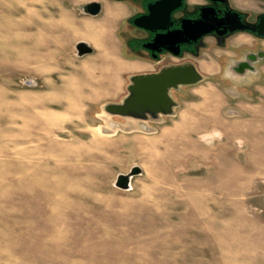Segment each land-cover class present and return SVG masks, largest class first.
<instances>
[{
    "label": "rangeland",
    "instance_id": "1",
    "mask_svg": "<svg viewBox=\"0 0 264 264\" xmlns=\"http://www.w3.org/2000/svg\"><path fill=\"white\" fill-rule=\"evenodd\" d=\"M14 1L11 21L0 0V25L28 28H0V264H264V67L223 71L244 44L209 38L198 57L157 62L132 42L128 4L118 24L80 10L93 0ZM119 36L132 61L76 55L78 41ZM183 61L203 79L170 91L171 115L103 111L137 64L155 73ZM133 167L130 188L115 187Z\"/></svg>",
    "mask_w": 264,
    "mask_h": 264
},
{
    "label": "water",
    "instance_id": "2",
    "mask_svg": "<svg viewBox=\"0 0 264 264\" xmlns=\"http://www.w3.org/2000/svg\"><path fill=\"white\" fill-rule=\"evenodd\" d=\"M182 6V0H159L148 7V14L139 16L133 20V24L146 30H166L164 34H157L152 42L165 48L173 56L180 55L179 46L189 39H197L217 33L225 21V16L219 17L212 14L211 17L203 16L199 19H184L181 22L173 20L172 13ZM85 9L91 16H97L101 11V4L97 1L89 2ZM212 10V9H209ZM228 14H233L231 11ZM234 15H236L234 13ZM175 22L180 23V28L170 30ZM226 23V22H225ZM248 25L230 27L229 30L250 29ZM195 32V34H193ZM77 57H83L93 52V48L85 41H78L75 46ZM150 49H154L150 47ZM203 76L193 63L187 65H171L161 68L155 73H142L130 77L127 86V95L120 103H107L103 111L112 116L130 118L138 121L156 120L160 115H171L176 102L170 95L171 90L181 86L195 85L202 81ZM28 87L35 86L33 80H26ZM141 174L139 167H133L127 174H119L114 186L121 190L130 188L131 179Z\"/></svg>",
    "mask_w": 264,
    "mask_h": 264
},
{
    "label": "flooded vegetation",
    "instance_id": "3",
    "mask_svg": "<svg viewBox=\"0 0 264 264\" xmlns=\"http://www.w3.org/2000/svg\"><path fill=\"white\" fill-rule=\"evenodd\" d=\"M114 1L128 4L132 7V9H137V11L127 20L128 24L135 27L138 33L135 38H132V42H135L137 50L145 52L154 61L158 62L161 56L182 58V60H184L183 58H185L186 55L187 57H198L200 49L205 47V39L209 38L214 40L216 45L220 48H223L227 43H234L239 38H248L252 41L251 46V43H249V45L244 44L237 51L234 50L235 54H233L232 57L225 56L226 58H224L225 64L223 66V71H225V68L231 69V73L235 79H244L256 75L259 71V67L260 69L264 67V0H182V6L172 13L173 20H178V22H181V20L184 19L195 20L199 19L201 15L211 17L212 14L219 17L225 16L226 19L218 29L217 33L207 34L197 39V41L189 39L185 43L181 44L179 46V56H173L165 48L152 44L155 36L157 34L166 33V30H146L133 24V20L135 18L148 14V7L154 5L159 0ZM239 1L249 4V7L239 9L236 5ZM89 2L80 6V10L85 15H89L86 13L87 9H85V5ZM97 2L101 4V11L97 15L99 16L102 14L105 6L100 1ZM229 11L233 14H228ZM234 13L236 15H234ZM178 22H175L169 29L174 30L180 28V23ZM240 25H248L251 28L236 29L233 31L229 30L230 27ZM193 34H195V32ZM149 46L154 49H150ZM221 51L224 54L227 53V50L221 49ZM188 63L192 62L183 61L179 64H169L167 66L187 65Z\"/></svg>",
    "mask_w": 264,
    "mask_h": 264
},
{
    "label": "crops",
    "instance_id": "4",
    "mask_svg": "<svg viewBox=\"0 0 264 264\" xmlns=\"http://www.w3.org/2000/svg\"><path fill=\"white\" fill-rule=\"evenodd\" d=\"M93 1H97V0H93ZM102 1L104 2V6L106 9V15H108V17L114 20L116 23L119 24L120 21L125 20L127 16L129 15L127 6L122 4L121 2H116V1L112 2L111 0H102ZM236 5L239 9H242V8L245 9L249 7V4L245 2H241V1L237 2ZM136 11L137 9H131V12H136ZM81 34L82 36H85L84 32L82 31H81ZM95 42H96L95 45L90 42V44L94 47L93 49L94 52H92L89 55L93 57L92 61L96 66H101L100 61H102L101 63L107 64V66L105 67H112V66H119L122 61H125V60L132 61L133 60L132 58H128V55H129L128 45L126 41H122L120 36H119L118 42H113L112 45L109 47H107L106 44L101 43L100 38H98ZM234 43L246 45L251 42L250 40H246L245 38H239ZM135 67L138 69L137 71H139V73L148 72V70L144 68L143 63H141L140 65L137 64Z\"/></svg>",
    "mask_w": 264,
    "mask_h": 264
},
{
    "label": "bare ground",
    "instance_id": "5",
    "mask_svg": "<svg viewBox=\"0 0 264 264\" xmlns=\"http://www.w3.org/2000/svg\"><path fill=\"white\" fill-rule=\"evenodd\" d=\"M9 3H10V6H7V8L9 9V18H10V20L11 21H14L15 20V15H16V13L18 12V9H17V5L15 4V1L14 0H9ZM2 15H4V13L2 14ZM8 16V15H7ZM27 16V15H26ZM31 17V16H30ZM5 18V17H4ZM3 19V18H2ZM17 20V19H16ZM26 20V19H25ZM7 21H9V20H7ZM18 21V20H17ZM22 21H24V20H22ZM27 23V22H26ZM4 24L5 23H3V24H1V25H3L4 26ZM7 24V23H6ZM8 24H10V22L8 23ZM7 24V25H8ZM1 25H0V28H2L3 29V27H1ZM7 25L6 26H4V27H7ZM8 28H13V29H18V31L20 32H23V31H25L28 27H27V25L25 24V22L23 23V22H21V23H16V24H14L13 22L10 24V26L8 27ZM7 29V28H6ZM6 29H3V30H6ZM54 29V28H53ZM69 30V29H68ZM1 32H3V31H1ZM6 32V31H5ZM4 32V33H5ZM26 32H27V30H26ZM7 33V32H6ZM2 35V34H1ZM3 35H6L7 36V38L10 36V35H7V34H3ZM24 35V34H23ZM28 35V34H27ZM5 36V37H6ZM21 36V35H20ZM25 36H26V34H25ZM61 36V35H60ZM10 38V37H9ZM11 38H13L12 36H11ZM21 39H23L24 41H25V39H24V37H21ZM1 40H3V39H1ZM11 40V39H10ZM7 41V40H6ZM5 41V42H6ZM1 42V41H0ZM4 42V43H5ZM7 42H9V39H8V41ZM46 42V41H45ZM0 44H2V42L0 43ZM8 45V44H7ZM7 45H5V46H7ZM11 45H12V43H11ZM60 46H62V45H60ZM0 47H1V45H0ZM8 48H10V46H8ZM37 51V50H36ZM38 55V54H37ZM40 57V56H39Z\"/></svg>",
    "mask_w": 264,
    "mask_h": 264
}]
</instances>
